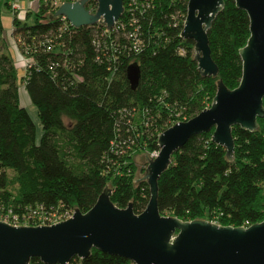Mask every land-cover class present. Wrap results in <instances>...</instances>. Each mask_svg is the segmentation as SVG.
Returning <instances> with one entry per match:
<instances>
[{
  "label": "trees",
  "instance_id": "trees-1",
  "mask_svg": "<svg viewBox=\"0 0 264 264\" xmlns=\"http://www.w3.org/2000/svg\"><path fill=\"white\" fill-rule=\"evenodd\" d=\"M0 0V44L3 24ZM129 0H124L127 9ZM145 48L124 52L116 36L94 46L104 25L73 28L61 35L60 19L42 7L32 25L13 21V36L31 66L20 79L14 60L0 51V202L15 211L42 206L49 213H86L103 190L118 208L130 203L136 214L149 201L142 178L136 181V153L157 152L158 136L212 102L218 81L228 89L242 76L239 49L249 36V18L234 0L208 30L216 78L202 77L191 40L180 37L188 0H136ZM97 7L90 0L86 9ZM9 9V8H8ZM141 11L142 14H139ZM125 14L122 16L124 18ZM121 18V19H122ZM52 38L54 48L42 44ZM113 41V46L112 45ZM181 50L184 51L181 54ZM138 65L132 89L127 68ZM20 82L35 106L38 128L20 102ZM264 105V100H263ZM250 132L232 128L234 159L211 141L213 130L193 136L171 158L158 180V209L182 221L209 220L250 226L264 219V118ZM8 171L14 173L10 178ZM16 190L13 191V186ZM248 224V225H247ZM31 264H43L32 258ZM68 264H132L97 250Z\"/></svg>",
  "mask_w": 264,
  "mask_h": 264
},
{
  "label": "water",
  "instance_id": "water-1",
  "mask_svg": "<svg viewBox=\"0 0 264 264\" xmlns=\"http://www.w3.org/2000/svg\"><path fill=\"white\" fill-rule=\"evenodd\" d=\"M90 0L64 3L53 17L64 16L75 28L104 25L111 30L124 11V0H95L94 14L86 9ZM225 0H188L180 37L194 43V60L202 77L216 78L218 66L211 57L208 30L223 10ZM249 18L250 36L239 56L242 76L238 86L228 89L220 80L211 105L186 121H179L158 136V153L147 157L142 177L149 189L145 209L136 214L130 203L118 208L106 187L86 212L75 209L71 218L49 226H11L0 221V264H68L83 260L97 250L128 259L132 264H264V219L243 226H224L205 220L182 221L162 215L158 209V180L171 158L193 136L208 133L211 141L226 150L233 161L232 128L250 132L264 118V0H234ZM127 79L135 89L140 80L138 65L127 68ZM141 179V178H140ZM137 181V180H136Z\"/></svg>",
  "mask_w": 264,
  "mask_h": 264
},
{
  "label": "built area",
  "instance_id": "built-area-1",
  "mask_svg": "<svg viewBox=\"0 0 264 264\" xmlns=\"http://www.w3.org/2000/svg\"><path fill=\"white\" fill-rule=\"evenodd\" d=\"M8 4L9 11L12 14V23L13 21H17L19 23L26 22L30 17H35L36 14L40 12L42 7L46 6L53 14L58 10V8L64 3H74L78 0H5ZM96 2V1H95ZM88 2L86 3V7ZM97 7L87 9L90 13L94 14ZM139 10V6L136 0H129L127 3V9L121 15V17L114 23V26L111 30L102 31L100 34L96 35L94 39V46L97 48L101 47L100 38H104L105 41L112 38V34L116 36L115 40L117 42V46L120 47L124 52H133L134 54H138L142 52L145 48V40L143 37L141 26L138 25L137 19L135 18V12ZM126 16L122 18L125 14ZM139 14H142L139 11ZM60 19V25L58 27V34H62L65 31L69 32L71 27H73L70 22L64 16H57ZM122 18V19H121ZM100 24H95L93 26H85V27H94L98 31V26ZM75 28V27H73ZM14 26H12V30L9 37V42L12 46H14V51L17 55L21 56L22 64L25 66V71L31 66L29 59L21 52L19 48L20 40H16L13 36ZM45 49L47 51L53 50V40L48 37L44 42ZM113 46V41L112 45ZM184 53L183 50L180 52ZM157 152H153L151 154V158L157 156ZM73 212H66L65 214H57V213H49L45 211L42 206H36L33 209H24V211L17 212L13 209V207L4 205L0 202V221H4L11 226H49L52 224H56L58 222L67 220L72 217ZM212 223H218L217 221H211ZM248 225V224H247ZM248 227V226H243Z\"/></svg>",
  "mask_w": 264,
  "mask_h": 264
},
{
  "label": "rangeland",
  "instance_id": "rangeland-1",
  "mask_svg": "<svg viewBox=\"0 0 264 264\" xmlns=\"http://www.w3.org/2000/svg\"><path fill=\"white\" fill-rule=\"evenodd\" d=\"M1 19H2V24H3V31L1 34V39L4 41V47H2V44H0V51L6 52L8 55L12 57L14 60L15 67L18 71L19 78L21 79L24 74H25V66L22 64V58L21 56L17 55L14 51V46L12 48L9 46L8 39L10 37V33L12 30V14L9 11V9L4 5V2L1 6ZM35 22V17H30L25 23L28 25H32ZM20 102L21 105L27 109L29 115L31 116L32 120L37 126V134L40 133V128H38V118H37V112L36 108L34 105L29 100L28 95L26 94V91L24 89L23 83L20 82ZM211 105V103L208 105V107ZM152 154V153H151ZM151 154H148L147 152L143 153H136L133 162L135 163L137 167V172L135 174L136 180L142 178L145 174V169L147 167L148 160H145V155L148 157L151 156ZM8 175L10 178L14 177V173L11 171H8ZM13 191L16 190V185L13 186ZM211 218L209 220H205L208 222L211 221H217L218 222V217L217 214H212ZM217 224H220L219 222ZM222 225V224H220Z\"/></svg>",
  "mask_w": 264,
  "mask_h": 264
},
{
  "label": "crops",
  "instance_id": "crops-1",
  "mask_svg": "<svg viewBox=\"0 0 264 264\" xmlns=\"http://www.w3.org/2000/svg\"><path fill=\"white\" fill-rule=\"evenodd\" d=\"M8 43H9V46L12 48V45L10 44L9 39H8Z\"/></svg>",
  "mask_w": 264,
  "mask_h": 264
}]
</instances>
